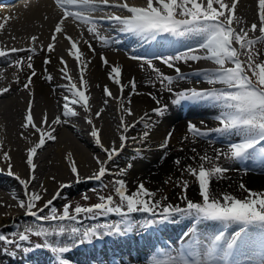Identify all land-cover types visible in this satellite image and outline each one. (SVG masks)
<instances>
[{"label": "snow or ice", "instance_id": "obj_1", "mask_svg": "<svg viewBox=\"0 0 264 264\" xmlns=\"http://www.w3.org/2000/svg\"><path fill=\"white\" fill-rule=\"evenodd\" d=\"M53 2L60 15L52 31L51 42L47 45V52L55 51L58 38L62 36L69 45L67 55L75 61L79 70V84L73 81L68 62L64 57H60V64L63 66L60 69L62 78L67 81L61 86L67 93L63 96L62 117L64 119L56 116L51 121V125L67 124L70 118L80 116L77 107L86 114V123L91 126L90 134L106 154V159L95 158L98 170L87 177L88 180L102 182L109 172L107 164L120 156L130 139L144 142L150 135L151 127L148 113L131 124L126 121L125 116H133L134 113L131 107H125L124 97L121 95L119 146H116L115 141L110 147H105L102 143L101 131L93 121L91 97L88 94L89 85L85 78L86 69L91 61L85 60V53L80 47L83 41L89 51L95 54L92 43L84 37V30L102 46H109L113 42L119 43L118 40L113 41L102 34L101 20L111 23L119 32L139 38L141 41L156 42L162 37L174 40L198 38L199 42L196 47H189L186 51L175 55L156 56L155 58L169 69H174L179 80L186 79L177 66L179 63L210 61L217 66L215 70L196 74L202 76L209 85H222L220 88L212 87L210 90L192 88L174 92L173 77L162 73L151 59L140 56L130 58L141 60V67L146 66L155 73V79L164 89L173 94L174 98L171 100L173 105H181L185 102L208 104L219 110L216 117L218 127L204 131L189 123L188 132L193 137H208L216 133L221 137L235 136L239 142L230 140L226 153L218 151L215 158L202 155L199 157L201 163L198 168L189 165L182 170V175L186 171L198 184L200 202H194L188 198L187 190L190 185L187 180H182L178 184L182 188L181 200L185 202V206L181 207L171 203L164 204L162 200L156 199V192L146 188L144 183H139L137 189L129 194L126 181L116 179L112 182L113 194L99 195V202L96 204L77 205L74 209L72 205L66 204L62 212L58 213L55 207H50L53 204L51 199L44 203L43 207L38 208L37 205L42 200V195L29 191L31 182L36 179L34 157L38 150L44 148L47 141L56 140V136L53 135L55 128L49 126L48 130H45L43 127L49 124L47 113L44 114L40 126L34 122L33 102L30 100L22 127L26 131L30 128L34 130V133L39 134V139L27 150L26 165L30 172L29 178L22 179L12 171L11 157L7 152H4L3 159L8 162L7 174L14 176L23 187L26 196V200L19 202V208L24 209L27 216L35 218L40 223L35 228L26 227L23 231L12 233V238H9V235L0 234V243L6 246L15 244L16 247H20L24 243L30 244L32 236L43 238V244H36L35 249L43 247L49 250L54 255L56 264H69L66 254L74 247L85 243L91 244L94 240H102L105 237L123 236L133 232L137 222L132 219V216L135 213H141L147 217L139 222L141 229H152L160 225L175 223L176 217L187 219L190 222V227L185 233L187 242L176 249L175 254L167 252L161 253L160 256L154 255L147 264H246L245 258L250 264H264V191H252L241 184L240 188L247 192V196L240 199L228 193L217 197L210 188L213 178H223L224 173L228 171L214 162V160L219 161L221 156L233 161L264 162V61L258 62L259 50L256 47L264 45V0H258L260 35L255 38H250L249 32L257 31L256 23H253L250 29L241 27L237 30L234 27L240 24V19L236 15L238 0H232L231 5L226 3V0H147L144 7L130 6L126 0L114 4H111L110 0H53ZM107 8L122 10L127 14L105 12ZM98 13H104V15L98 17L96 15ZM7 21L6 17L5 22L0 23V30L5 29ZM66 22L81 29L79 39H74L68 34ZM38 39L37 36H32V44L35 45ZM22 51H28L34 55L36 49L34 47L27 50L15 47L0 49V58H7L10 53ZM33 55L27 57V68L31 70V74L27 82L23 84V89L27 90L30 96L33 95L30 88L32 77L36 75L31 63ZM241 56H245L246 59L242 60ZM101 60L103 65H109V61L103 55ZM50 62L49 59L44 61L45 64ZM23 64V60H16L12 66L20 70ZM121 77V66L111 65L109 79L123 94L125 85L122 84ZM45 79L51 82L53 78L51 75H46ZM128 87L132 94L136 93L135 80L130 81ZM9 91L8 87H4L0 89V95ZM103 94L106 98H113V93L107 85L104 87ZM149 95L157 105L152 110L153 113L158 117H163L168 106L162 105L157 96ZM107 103L108 99H105L104 104L107 105ZM128 103H131V96L128 97ZM103 111L104 108L97 111L94 114L95 118L99 119ZM137 124H143L146 130L139 138L129 137L127 134ZM171 135V133L168 134L161 148H167ZM139 154L138 151L137 155ZM174 163L179 166L181 162L177 159ZM206 164L211 166L206 167ZM128 167L130 168L131 165ZM70 170L76 182L79 183L81 177L74 160L70 161ZM125 174V169H120L116 173L120 177ZM67 187L70 185H60L61 189ZM59 195L58 191L56 196ZM84 199L87 200L88 197L85 196ZM163 200H167V197H163ZM45 209H49V214L39 215ZM110 215L119 217V221L97 223L88 227L76 226L80 223L78 217L81 216L97 220L99 217ZM45 222L52 226H42ZM64 222L69 223L66 225ZM206 225H210L212 230L202 231V226ZM23 250L29 253L34 249L29 246Z\"/></svg>", "mask_w": 264, "mask_h": 264}, {"label": "bare ground", "instance_id": "obj_2", "mask_svg": "<svg viewBox=\"0 0 264 264\" xmlns=\"http://www.w3.org/2000/svg\"><path fill=\"white\" fill-rule=\"evenodd\" d=\"M126 2L130 6L144 7L146 6L147 0H138L136 4L132 2V0H126ZM110 3L114 4L120 2L117 0H110ZM226 3L231 5L232 0H226ZM13 4H15V6L0 5V23H4L5 18H8L5 29L0 30V49H11L15 47L27 50L34 47L36 52L33 55L28 51H22L10 53L7 58H0V89L4 87L10 89L9 92L0 95V175L8 178L5 179L0 177L1 230L8 228L10 224L13 225V227L25 228V226H22L24 223H13L15 221L14 218H20L25 213V210L19 208L18 205L21 200H26V196L23 187L14 176H9L7 174L8 162L3 159V154L7 152L11 157L10 163L12 165V171L22 179L27 180L30 175L26 165L27 150L33 146L34 143L38 142L39 139V134L34 133V130L30 128L26 131L22 127L24 117L27 115L28 103L30 100L33 102L32 111L34 122L40 126L44 114L47 113L49 124L43 127L45 130H48L49 126L54 127L55 132L53 135L56 136L55 141H47L44 148L38 150L37 155L34 157V163L36 164V179L31 182L29 191L38 192L42 195L43 198L38 202L37 206L41 205L42 207V202H47L50 199L58 200L60 195L64 192H71L78 188L79 185H83L81 183L88 181L87 177L98 170L95 158L99 157L102 160L106 159V154L95 143L94 138L90 134L91 126L86 123V114L83 113L82 109L77 107L80 116L70 118L69 123L51 125V121L55 119L56 116H61V118L64 119V117H62L63 96L67 93L61 86L66 84L67 81L62 78L60 69L63 66L60 64V57H64L68 62L70 75L73 81L79 84V70L75 61L67 55L66 49H68L69 45L62 36L58 38L55 51L46 55V43L49 41L54 25L59 18V10L46 0H15ZM119 11L124 13V11L118 9H105V12H115L116 14L123 15ZM96 15L99 17L104 15V13H98ZM236 15L240 19V24L234 25L237 30L241 27L250 29L251 25L256 23L257 31L255 33L249 32V36L250 38H255L260 35L258 31V0H238ZM101 23L107 24L111 29V35L109 37L118 36L117 40L119 43H116L114 46L119 50H127V52L125 51V55L128 54V49L130 50V48H132V51L129 53H133L134 51L136 53L146 54L173 53L183 47L181 44L183 42H199L198 38H182L173 42L169 40L165 42L141 41L139 38L119 32L116 27L105 20H101L100 24ZM66 25L68 34L74 39H79L81 29L67 22ZM32 36H37L39 38L35 45L31 42ZM84 37L92 43L95 49V54H93L89 51L87 45L81 41L80 47L85 53V60L91 61L86 69L85 78L88 80L89 85L88 94L91 97L90 105L93 113V121L96 127L101 131L102 143L105 147H110L113 141L116 142V146L118 147L119 135L121 134V129L119 127L120 117L122 115L120 110L121 95L124 97L123 103L125 107H131L134 113L133 116H125L129 124L139 120L145 113H148L149 117L151 116L150 120H153L154 113L152 110L156 108L157 105L149 94L157 96L158 99L160 95L151 90L148 86L149 80L152 79V74L149 70L139 67L138 63L130 57L124 58L119 51L113 50V52L108 53L100 51V48L95 44L96 40L89 35L86 30H84ZM193 45L192 47L197 46V44ZM29 55H33L31 63L36 72V75L32 77V84L30 86L33 93L31 96L27 90L23 89V84L27 82L28 76L31 74V70L27 68V57ZM102 55L109 61L108 66L101 63ZM45 58L49 59L51 62L44 65L41 60ZM16 60L24 61L20 70H17V68L10 63L8 64V61L15 62ZM111 65H119L122 68L121 82L125 85L123 94L120 93L118 86L109 79ZM183 65L185 67L181 68V72L184 74L188 73L189 70L211 72L217 67L207 60L189 62L187 64L183 63ZM155 66L167 75L176 77L175 71L167 70L159 64H155ZM46 75L52 76L53 79L51 82L45 79ZM197 77H199L200 81H203L202 76L197 75ZM187 78L190 79L189 82L193 81L189 76ZM17 80L19 81L18 83L16 82ZM132 80H135L137 85L135 94H132L130 87H128L129 82ZM106 85L113 93V98H106L104 96L103 90ZM179 86H183L185 90L192 88L209 90L214 87L206 82L199 83L197 81L188 84L187 88L183 84ZM52 88H55V90H52ZM129 96H131L130 104L128 103ZM105 99H108L107 105L104 104ZM161 104L163 105L162 102ZM187 104L188 106L185 105L187 106V110L184 111L183 104L177 108L172 106L171 102L169 104V100H166L169 111L164 114L165 117H162L164 119L157 118L152 121L149 129V137L142 143L132 141L131 139L127 142L126 147L120 155L129 150L131 151L129 159L124 161V163L122 162L121 166H117V157L114 161L107 164L109 170L108 175L112 173L115 176L113 181L116 179H123L125 176L126 180H124L129 189V194L137 189L138 184L136 180H139V177L143 176L145 172L152 167V165L142 166V161L147 158V160L154 161L153 163H158L162 157L168 155L165 149L160 146L169 133L172 134L171 137L174 136L171 140L173 145L175 144V146H178L182 143L185 150H190L192 152V155L184 156L185 158L182 157L184 154L182 156L180 155L181 157L179 160L181 163L179 166L184 165L182 167L183 169L189 165L198 168L201 163L199 157L202 155L215 158L218 151L225 153L228 151L227 146L220 147L210 141L206 142L195 138L189 139L188 135L181 134V122L176 124L171 123L179 114L183 113H187V115L190 116L208 115L209 117H214V119H216L219 114L218 109L208 105L205 106V104ZM101 108H104V111L101 117L97 119L94 114ZM193 122L196 123V121ZM197 124L203 125V127H211L213 121L203 119L198 120ZM197 124L195 125L197 126ZM142 125L143 124H137L127 135L129 137L135 136L139 138L140 134L138 131ZM218 126L219 125H216L215 127ZM216 135L220 141L229 138L221 137L219 134ZM233 137L235 142H239L237 137ZM137 144H140L141 150L139 146H136ZM127 146L130 148L127 149ZM193 149L195 151H193ZM138 151L140 153L139 155H137ZM69 154H71L70 157ZM224 158L225 157L221 156L219 161L214 160V162L218 163L223 168H227V166L223 165L225 161ZM71 160L76 162L81 177L79 183L76 182L75 176L71 173ZM109 165H112L113 170ZM128 165H131V167L129 168ZM247 165L250 166L247 171H241L237 168L228 169V171L224 173L223 179L213 178L210 185L212 193L217 197H220L224 193H228L243 199L247 196V192L240 188L241 184L252 191H264V162H254L251 160ZM205 166L210 167L211 165L206 164ZM120 169H125L126 174L123 177L116 175ZM167 169H172L171 165L164 164L160 166L161 172ZM140 170H144V172L141 173ZM61 184H67L70 185V187L61 189ZM58 191L60 195L56 196ZM187 196L194 202H199L201 200L195 190H190ZM13 197H15V199ZM163 197L158 196V194L156 195V199L162 200L164 204L171 203L181 207L185 206V202L181 200V197L176 198L173 193H169L167 200H163ZM132 219L134 220V218ZM46 223L44 227L52 226V224ZM64 223L67 225L69 222ZM187 223L188 220L185 219L171 224L160 225L155 227L156 230L146 232V235L143 233L146 229H141L139 225H136L135 230L131 232L132 236L126 234L123 236L105 237L101 242L93 241L91 244L85 243L83 246L79 245L74 247L66 254V257L71 264H125L129 261L132 263V261L141 257L140 254L142 255V253L140 252L143 249L151 248L154 250L155 248L152 247L159 244H165L168 247H172V245L175 246L178 242L176 240L174 241V239L183 231ZM25 225H27V223H25ZM36 226L37 224L33 223V225L28 227L35 228ZM78 227L87 226L82 224ZM201 230L211 231L212 227L210 225L202 226ZM138 233H142V235H138ZM166 237L168 240H166ZM186 242L187 239L183 241L182 244ZM48 251L49 250L42 249H34L29 253L23 251L21 254L22 256L17 257V260L10 257L7 258L6 260L9 261H6V264H56L54 262V255ZM6 257L7 256H4L3 258ZM245 260L247 264L249 261H247V258H245ZM135 264L141 263L136 262Z\"/></svg>", "mask_w": 264, "mask_h": 264}, {"label": "rangeland", "instance_id": "obj_3", "mask_svg": "<svg viewBox=\"0 0 264 264\" xmlns=\"http://www.w3.org/2000/svg\"><path fill=\"white\" fill-rule=\"evenodd\" d=\"M117 1L118 2H122V0H117ZM132 2H134L136 4L138 2V0H132ZM119 12L124 15L123 12H121V11H119ZM95 44L97 45V47L100 48V51H104L105 53L113 52V50H115V48L111 47V46L110 47L99 46L97 42H95ZM197 45H198V43H197ZM190 46H194L193 43H189L188 45H186V47H183L182 49H179V50H177V51H175L173 53L161 54L159 56L175 55V54H178L180 52H183V51L187 50V48H189ZM256 47L259 50L258 62L259 61H264V45H257ZM115 51H118V50L116 49ZM66 52H67V49H66ZM124 53H125L124 51L121 52L123 57L127 58L128 56L125 55ZM241 59L245 60L246 57L245 56H241ZM43 60H41V61L44 62ZM9 63L11 65L15 64V62H13V61H8V64ZM177 66L180 69L182 67H185L182 62L179 63ZM226 66H231V65H226ZM139 67H141V66H139ZM143 69H145V67ZM162 73H164V72H162ZM164 74L166 75V73H164ZM189 81H190V79H187V78L183 79V80L176 79L175 83L172 85L174 92H180V91H184L185 90V88L183 86H179L180 84L185 85V87L187 88L188 84H190L191 82L194 83V81H197L199 83L206 82L204 78H203V81H200V79L199 80L198 79L197 80H193L191 82H189ZM148 86L154 92L159 93V95H160L159 99L161 100L163 105H166V100L167 101L169 100V104H170V102H171L170 99L174 98L173 94L169 93L166 89H164L162 87L161 83L155 79V73H152V79L149 80ZM213 86L216 87V88L222 87V85H219V84L213 85ZM192 87H194V86H192ZM52 90H55V88H52ZM206 105H208V104H205V106ZM208 106H210V105H208ZM210 107H212V106H210ZM168 111L169 110L167 108V111L165 113H167ZM163 117H165V116H163ZM153 118H154L153 120H156L157 118L164 119L162 117L156 116L155 114H154ZM203 119L212 120L213 124L211 125V127H205V126L203 127V125L197 124L198 120H203ZM153 120H150V124L152 123ZM193 121H196V123L193 122ZM178 122H181L180 123L181 134L182 135H188L189 139L195 138V139L201 140V141H206V142L210 141V142H212L213 144H215L217 146H220V147L227 146V148H228V144H229L230 140L232 142H234V140H235V139H233L234 137H229V138H227V140H221L220 141L218 136L216 135V133H212L208 137H199V138L189 135V133L187 132V128H186L189 125V123H191L193 125L197 124V126L201 130H204V131L210 130L212 128H215L216 125H219L216 122V119H214V117H209L208 115H192V116H190V115H187V114L186 115L179 114V116L176 117L174 120H172L171 123H175L176 124ZM145 130L146 129L142 125V127L140 128L138 133L141 135ZM173 138H174V136L171 137L167 148H164L168 155L162 157L159 160L158 163L157 162L153 163L154 161L152 162L150 160H147V158L144 161H142V164H141L142 166H144V165H150L151 166L152 165V167L150 169H148V171L145 172V174L143 176L139 177L140 179L136 180V183L137 184L144 183L146 188H148L151 191L153 190L154 192H156L158 194V196L169 197V193L170 194L173 193L176 196V198H180L181 195H182V188L179 187L178 184H180L182 180H187L189 182V185H190L188 190H187V194L189 193L190 190H195L196 194H198V184L195 182L194 178L191 177L186 171L183 172V175H182V170H183L182 167L184 165L183 166L182 165L181 166H177L174 163V161L179 159L183 154L184 155L182 157L185 158L184 156L192 155V152L190 150H185L184 149V145H182V143L180 145H178V146H175V144L173 145V143L171 141ZM139 145L140 144H137L136 146L138 147ZM128 148H130V147L127 146V149ZM139 149L141 150L140 146H139ZM130 153H131V151L127 150V151L124 152V154L118 156L116 158L117 166H121L122 162L124 163V161H127L129 159V154ZM224 160L225 161L223 162V165L227 166L226 169H235L234 164H236V163L233 160H229V159H226V158H224ZM164 164L171 165L172 169H169V170L167 169V170L161 172L160 171V166L164 165ZM109 167L113 170L112 165H109ZM140 171H141V173L144 172V170L143 171L140 170ZM0 177L8 179L7 177H3L1 175H0ZM223 177H224V175H223ZM113 178H115L114 174L110 173L108 176H105L103 178L102 182L88 180V181H86L84 183H81L83 185H79V187L76 188L75 190H73L71 192L70 191H66L63 194H61L60 197L58 198V200L52 199L53 200V204L50 207H55L58 210V213H60V212H62V209H63V207L66 204L72 205L73 209L77 205H80V206H91V205H94L97 202H99L98 201V196L99 195L113 194V184H112ZM123 179H125V176H124ZM165 181H168V182L165 183ZM85 196L88 197L87 200L84 199ZM116 199L118 200V198H116ZM44 203H46V202H42V207H43ZM37 207L39 208V207H41V205H39ZM48 214H49V209H45L44 212L39 213V215H42V216L43 215H48ZM132 218H134V221L137 222V226H138L139 222L143 221L147 217H146L145 214L135 213V214H133ZM14 219H15V221L13 223H15V224L24 223V225H22V226H25V228L28 227V226L33 225V223H35V224H39L40 223V222L36 221L35 218L27 216L25 213L20 218H14ZM119 219L120 218L115 216V215H110L108 217H99L97 220H90V219H86L83 216H81V217H78V220L80 221V223L76 224V226L85 224L88 227V226L95 225L97 223H101V224H103V223H111V222L115 223V222L119 221ZM175 220H176V222H178V221L185 220V219H182L180 217H176ZM25 223H27V225H25ZM46 224L47 223L45 222V223L42 224V226H44ZM189 227H190V222L188 221V223L186 224V228L189 229ZM23 230H24L23 227L22 228L17 227V226L13 227V225L10 224V226L8 228L2 229V230L0 229V234L9 235V238H12L11 237L12 233L23 231ZM17 239H18V237H17ZM43 242H44L43 238H37L35 236H32V237H30V244L24 243L20 247H16L15 244L6 246V245H3L2 243H0V264H6V261H9V260H6V259L9 258V257L14 259V257L22 256L21 255L22 254L21 250H23L25 247L31 246L34 249L36 244H38V243L39 244H43ZM10 247H12L14 249H9ZM40 249L43 250L45 248L42 247ZM4 256H7V257L3 258ZM54 262L56 263V260Z\"/></svg>", "mask_w": 264, "mask_h": 264}]
</instances>
